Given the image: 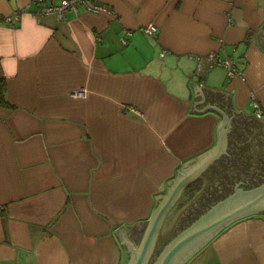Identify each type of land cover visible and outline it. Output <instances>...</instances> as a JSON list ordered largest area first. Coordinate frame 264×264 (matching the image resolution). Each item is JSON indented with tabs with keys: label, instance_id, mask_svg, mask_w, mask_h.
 <instances>
[{
	"label": "crops",
	"instance_id": "1",
	"mask_svg": "<svg viewBox=\"0 0 264 264\" xmlns=\"http://www.w3.org/2000/svg\"><path fill=\"white\" fill-rule=\"evenodd\" d=\"M99 1L107 10L57 19L0 0V264H122L115 230L138 242L176 170L215 142L221 111L194 106L259 121L244 135L264 141L252 103L264 112V0ZM149 23L155 35L139 30ZM209 53L245 79L197 68ZM186 264H264V215L230 223Z\"/></svg>",
	"mask_w": 264,
	"mask_h": 264
},
{
	"label": "water",
	"instance_id": "2",
	"mask_svg": "<svg viewBox=\"0 0 264 264\" xmlns=\"http://www.w3.org/2000/svg\"><path fill=\"white\" fill-rule=\"evenodd\" d=\"M190 84L194 95L196 89L201 93V99L192 100L194 106L196 102L203 100V95L196 83L190 81ZM207 106L221 111L218 112L221 120L216 129L214 144L208 150L184 162L176 170L168 181L164 193L156 199L138 242H132L126 237L124 226L121 225L115 230L124 249L122 264H186L230 223L251 214L264 215V180L255 185L246 181L236 182L225 196L210 204L196 218L177 230L156 252L165 219L178 202L184 188L202 175L222 155L228 154L229 135L234 123L232 111L235 110L231 109L232 114L227 115L215 106L214 102L213 105L207 103L202 108L195 106L194 108L202 110Z\"/></svg>",
	"mask_w": 264,
	"mask_h": 264
},
{
	"label": "flooded vegetation",
	"instance_id": "3",
	"mask_svg": "<svg viewBox=\"0 0 264 264\" xmlns=\"http://www.w3.org/2000/svg\"><path fill=\"white\" fill-rule=\"evenodd\" d=\"M233 129L229 135L228 154L222 155L214 163H212L203 174H208L209 177L213 175L210 183L209 194L199 202H192L187 209L182 213L177 223L173 226L172 234H174L181 227L188 224L192 219L196 218L207 206V204L214 201L221 193L230 191L236 182H248L258 184L264 180V172H251L249 165L254 163L250 158L255 157L257 165L264 168V141L259 140L255 143V151L252 152V147L248 143L244 135L245 125L257 127L260 125L258 121H241L234 118ZM220 183L219 188H213V183ZM170 233V234H171ZM165 237V238H163ZM168 239V234L161 233L156 252Z\"/></svg>",
	"mask_w": 264,
	"mask_h": 264
},
{
	"label": "built area",
	"instance_id": "4",
	"mask_svg": "<svg viewBox=\"0 0 264 264\" xmlns=\"http://www.w3.org/2000/svg\"><path fill=\"white\" fill-rule=\"evenodd\" d=\"M31 4L33 5V8L30 12L34 17L53 14L57 19H63L68 10L77 11L79 7H84L93 12L107 10L106 6L101 4L99 0H31ZM139 30L147 35H155L157 27L155 24L149 23L140 26ZM120 40L122 43H125L124 37ZM160 54L162 55L163 52ZM195 58L197 60V68L201 67V62L205 60L209 65L222 66L226 70L228 76H238L242 80L245 79L244 72L238 67L235 59L231 57L219 59L214 53H209L204 56L195 55ZM252 103L256 107V117H264V112L258 109V102L252 99Z\"/></svg>",
	"mask_w": 264,
	"mask_h": 264
},
{
	"label": "rangeland",
	"instance_id": "5",
	"mask_svg": "<svg viewBox=\"0 0 264 264\" xmlns=\"http://www.w3.org/2000/svg\"><path fill=\"white\" fill-rule=\"evenodd\" d=\"M234 127V125H233ZM248 137V136H247ZM248 143L250 144V146L252 147V152L255 151V143L258 142L259 140L257 139H254L251 137V139H248ZM213 175H211L209 177L208 174H203L201 176V180H205L206 179V183L210 184L211 183V179H212ZM185 197L181 196L179 198V200H183ZM195 197H193V199H190V200H187V201H184V203H182V201H178V203L173 207V209L169 212L168 216H167V219H166V225H170L171 222L173 221V219H177V217H179V213L182 212L183 209H186L188 205H190L192 203V201L194 200ZM164 234V233H163ZM174 234H172L173 236Z\"/></svg>",
	"mask_w": 264,
	"mask_h": 264
},
{
	"label": "trees",
	"instance_id": "6",
	"mask_svg": "<svg viewBox=\"0 0 264 264\" xmlns=\"http://www.w3.org/2000/svg\"><path fill=\"white\" fill-rule=\"evenodd\" d=\"M4 91H5V83L3 79H0V104H4L5 98H4ZM201 187V177H198L197 179H195L193 182L189 183L183 190L182 193V197L184 196L185 198L183 200H178V201H182V203H184V201L190 200L192 197L195 196V194L197 193V191L200 189ZM172 235H169L168 238H170ZM165 238V237H163ZM167 239V237H166Z\"/></svg>",
	"mask_w": 264,
	"mask_h": 264
}]
</instances>
